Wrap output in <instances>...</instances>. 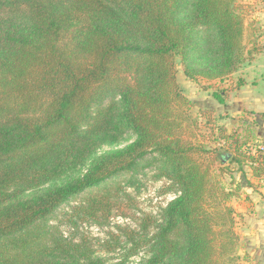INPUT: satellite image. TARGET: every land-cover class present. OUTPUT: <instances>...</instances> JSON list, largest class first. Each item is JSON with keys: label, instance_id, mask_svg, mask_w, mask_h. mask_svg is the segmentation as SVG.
Here are the masks:
<instances>
[{"label": "trees", "instance_id": "1", "mask_svg": "<svg viewBox=\"0 0 264 264\" xmlns=\"http://www.w3.org/2000/svg\"><path fill=\"white\" fill-rule=\"evenodd\" d=\"M244 36L233 0H0V264H107L49 222L145 167L178 193L149 264H234L230 202L264 182V141L214 124L211 110L208 140H187L193 103L176 60L193 82L223 80L252 59ZM228 94L213 96L225 105Z\"/></svg>", "mask_w": 264, "mask_h": 264}, {"label": "rangeland", "instance_id": "2", "mask_svg": "<svg viewBox=\"0 0 264 264\" xmlns=\"http://www.w3.org/2000/svg\"><path fill=\"white\" fill-rule=\"evenodd\" d=\"M233 2L244 19L245 56L248 52L254 54L262 48L257 47L258 40L263 35H259L260 15H257L256 11L261 10L258 8L263 4L259 0H233ZM250 60H247L233 75L212 82L203 79L198 82L189 80L185 76L180 58L176 60L177 81L184 95L193 103L187 113L191 116L190 121L184 123L187 140L200 144L208 140L209 131L203 110L213 111L214 114L210 118L215 120L214 124L226 126L229 132L237 130L250 140L253 135L264 137L262 117L252 116L250 113L237 114L235 110L220 106L213 96L214 92L230 93L241 80L239 72ZM134 140L135 138H128L122 141L119 147L105 146L101 152L122 148ZM207 147L211 148L209 143ZM211 158L215 181L223 187H229V177L218 176L214 168H217L219 163L217 160L213 162L215 155ZM177 195V188L171 182L161 178L154 168L145 167L135 174H126L108 182L102 188L83 193L57 212L55 218L49 222V228L52 234L56 236L60 234L77 245L82 255L100 258L107 264L119 262L149 264L151 253L148 242L161 222L163 211ZM244 198H247L246 205L251 203L250 195L244 194L242 200ZM230 205L238 212L242 203L233 199ZM247 209L249 211L251 208L247 206ZM236 220L234 232L238 239L235 247L237 259L234 264H256L251 255L245 251L247 244L242 240L243 228L247 223L239 214Z\"/></svg>", "mask_w": 264, "mask_h": 264}, {"label": "crops", "instance_id": "3", "mask_svg": "<svg viewBox=\"0 0 264 264\" xmlns=\"http://www.w3.org/2000/svg\"><path fill=\"white\" fill-rule=\"evenodd\" d=\"M264 5V0H259ZM260 6L257 15H260L261 31L259 35H263L258 40L262 47L254 54L248 65L239 72V77L242 79V86L234 87L229 93V99L226 100L225 105H220L236 111L237 114L250 113L252 116L259 115L264 119V9ZM257 7V5H256ZM234 90V91H233ZM258 140L264 141V137L253 135ZM257 189L248 187L246 184L243 187L241 197L236 199L242 203L237 215L243 218L247 223L242 233V240L247 244L246 252H248L254 259L256 264H264V182H255ZM245 190V191H244ZM244 194L250 195L251 203L246 205L247 198H243ZM239 205V204H238ZM251 209L248 211L247 209ZM237 211V210H236ZM252 232V233H251Z\"/></svg>", "mask_w": 264, "mask_h": 264}]
</instances>
